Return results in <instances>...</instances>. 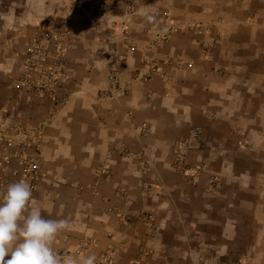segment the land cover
Wrapping results in <instances>:
<instances>
[{
    "label": "crops",
    "instance_id": "0c3cea01",
    "mask_svg": "<svg viewBox=\"0 0 264 264\" xmlns=\"http://www.w3.org/2000/svg\"><path fill=\"white\" fill-rule=\"evenodd\" d=\"M65 27L63 83L22 85ZM25 159L62 256L264 264V0H0V194Z\"/></svg>",
    "mask_w": 264,
    "mask_h": 264
},
{
    "label": "clouds",
    "instance_id": "9594fccd",
    "mask_svg": "<svg viewBox=\"0 0 264 264\" xmlns=\"http://www.w3.org/2000/svg\"><path fill=\"white\" fill-rule=\"evenodd\" d=\"M142 16L156 26L155 10H146ZM31 198L25 181L9 184L0 194V264H96L95 254L62 256L54 250L55 239L70 228V222L46 219L39 208L28 210Z\"/></svg>",
    "mask_w": 264,
    "mask_h": 264
},
{
    "label": "built area",
    "instance_id": "2783aa9c",
    "mask_svg": "<svg viewBox=\"0 0 264 264\" xmlns=\"http://www.w3.org/2000/svg\"><path fill=\"white\" fill-rule=\"evenodd\" d=\"M68 28H63L61 31L50 34L47 31H41V35L34 37V39L29 43L28 50L26 54L25 62L21 70V79L20 82L22 85L32 86L34 89H41L47 96L53 94V87L63 83L62 79L64 78L59 68L62 63L65 55L66 48L64 47L66 38L68 36ZM50 43L53 47V56L57 62V65L48 64L46 62L44 44ZM145 125L142 126V130L145 129ZM192 137L195 139L197 133H193ZM23 155V152H21ZM185 156L177 151L175 153L174 165L178 172L183 176H188V172L185 166ZM5 161L0 162V168L3 166ZM24 176L21 181L27 182L31 190H34L35 182L38 180V174L36 166L33 163L28 162L26 159L23 163ZM191 170H197L193 168ZM196 174V172H195ZM191 176H194L191 174ZM2 177L0 176V182ZM103 261L107 260L102 256Z\"/></svg>",
    "mask_w": 264,
    "mask_h": 264
},
{
    "label": "rangeland",
    "instance_id": "374dc122",
    "mask_svg": "<svg viewBox=\"0 0 264 264\" xmlns=\"http://www.w3.org/2000/svg\"><path fill=\"white\" fill-rule=\"evenodd\" d=\"M225 264H241L239 260H232L231 262L229 263H225Z\"/></svg>",
    "mask_w": 264,
    "mask_h": 264
}]
</instances>
